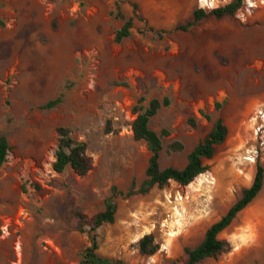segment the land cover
I'll use <instances>...</instances> for the list:
<instances>
[{
	"label": "rangeland",
	"instance_id": "obj_1",
	"mask_svg": "<svg viewBox=\"0 0 264 264\" xmlns=\"http://www.w3.org/2000/svg\"><path fill=\"white\" fill-rule=\"evenodd\" d=\"M256 2L250 11L207 16L180 31L193 11L211 8L199 0H0V134L10 147L0 166V264H81L93 233L77 229L75 212L90 217L103 210L113 186L126 192L145 179L149 152L131 131L139 98L143 107L169 101L149 121L155 132L169 133L162 169L183 168L217 118L227 136L192 184L170 181L117 197L114 223L94 232L96 253L122 264L185 263L184 248L197 246L240 198L257 163L264 170V118L257 115L264 110L257 109L264 105V4ZM130 18L129 37L115 42ZM59 95L55 108H39ZM251 114L258 122L243 126ZM59 126L86 145L92 169L85 176L53 170ZM174 142L180 151L170 150ZM168 215L173 221L162 230ZM149 234L167 251L141 255L137 242ZM218 238L229 252L197 264H264V178Z\"/></svg>",
	"mask_w": 264,
	"mask_h": 264
},
{
	"label": "trees",
	"instance_id": "obj_2",
	"mask_svg": "<svg viewBox=\"0 0 264 264\" xmlns=\"http://www.w3.org/2000/svg\"><path fill=\"white\" fill-rule=\"evenodd\" d=\"M244 6V0H231L229 3L218 6L210 11L197 9L192 13V19L186 24L179 25L175 30L187 31L190 27L196 25L201 19L207 16H213L217 19L225 16H233ZM1 24V21H0ZM133 26V19L125 21L122 27L115 32V42H121L129 37L130 30ZM152 30V29H150ZM62 101V95L55 99L49 100L39 108L50 110L59 105ZM143 98H139L133 106V113L136 117L131 123V131L134 140L145 143L149 157L147 167L145 169V179L136 187L133 181L126 192H120L117 187L113 186L108 198L104 201L102 211L88 217L87 215L76 211L75 215L79 219L77 229L81 232L85 231V227L89 226L90 245L81 253V264H122L120 260H111L99 256L96 253L98 248L96 235L94 232L97 228L104 224H113L116 214V198L123 196L125 198L132 197L137 194L144 195L152 188H163L170 181L180 186H188L192 184L199 176L207 171L203 164L204 159H211L214 155L216 146L221 145L227 136V128L222 119L217 118L206 136L187 154V161L183 168L166 167L160 168L159 157L162 150V138L168 136V131L162 130L160 133L155 132L149 127V121L156 115L161 107L167 106L169 101L167 98L163 100L152 99L148 102L147 107L141 105ZM217 107L220 104L216 105ZM208 118V116L205 115ZM189 124L195 126L193 118L189 119ZM57 143L54 151V162L52 168L55 172L61 173L66 168H71L78 176H85L92 169V159L86 153V145L78 142L70 135V129L59 126L56 128ZM172 151H180L182 146L178 142H174L169 146ZM10 151L8 141L3 134H0V166L6 161V157ZM264 178V170L257 163L255 175L252 184L241 190L240 198L220 217L219 220L212 223L204 232L202 241L194 248H184L186 260L184 264H197L205 259H217L224 253L229 252V244L218 238V235L226 229L236 215L246 208L252 200L258 195L262 188ZM158 244L155 243L152 234L145 235L137 242V249L141 255L150 256L158 250Z\"/></svg>",
	"mask_w": 264,
	"mask_h": 264
},
{
	"label": "built area",
	"instance_id": "obj_3",
	"mask_svg": "<svg viewBox=\"0 0 264 264\" xmlns=\"http://www.w3.org/2000/svg\"><path fill=\"white\" fill-rule=\"evenodd\" d=\"M222 1L224 2L226 0H199L200 3H203L204 7L211 8V9L216 7V4H215L216 2H222ZM256 1L255 0H245L244 1L245 9L247 11H250L253 8H255L256 5H257ZM258 2H260V4H264V0H258ZM183 198H185V196L179 194V195L176 196L175 200L180 202V201H182ZM173 210H174L175 214L179 215V211L177 209V206H174ZM171 221H173L172 218H171V215H168V218L164 219L163 222L161 223L162 230L168 228L169 222H171ZM165 234L168 235V236L172 235L170 231H166ZM159 251H167V244L166 243L160 244Z\"/></svg>",
	"mask_w": 264,
	"mask_h": 264
},
{
	"label": "bare ground",
	"instance_id": "obj_4",
	"mask_svg": "<svg viewBox=\"0 0 264 264\" xmlns=\"http://www.w3.org/2000/svg\"><path fill=\"white\" fill-rule=\"evenodd\" d=\"M264 105H263V100H261L260 102H259V104H258V106H257V109H262V107H263ZM255 108V107H254ZM258 111V110H257ZM255 114V113H254ZM252 115V114H251ZM257 115H258V117L259 118H264V110H259L258 112H257ZM253 116V115H252ZM251 117V116H250ZM237 118H240V116H237L236 117V123H237V121H238V119ZM247 118V117H246ZM245 118V119H246ZM248 119V118H247ZM242 120V119H241ZM244 123H245V121H243ZM258 121H257V117H255V115L249 120V122H246L243 126H247V125H249V126H252V125H254V124H256ZM241 124H243V123H241ZM238 126V125H237ZM240 127H242V126H239V128ZM246 130V129H245ZM243 141V140H242ZM244 142V141H243ZM240 143V142H239ZM245 143V142H244ZM241 144V143H240ZM247 158V157H246ZM251 160V159H250Z\"/></svg>",
	"mask_w": 264,
	"mask_h": 264
}]
</instances>
